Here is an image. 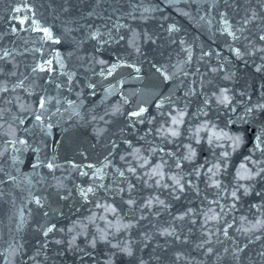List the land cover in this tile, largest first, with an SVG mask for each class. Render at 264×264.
I'll return each mask as SVG.
<instances>
[{"label":"water","instance_id":"water-1","mask_svg":"<svg viewBox=\"0 0 264 264\" xmlns=\"http://www.w3.org/2000/svg\"><path fill=\"white\" fill-rule=\"evenodd\" d=\"M261 3L0 0V55L10 52L0 60V87L8 89L0 93V152L7 148L0 156V253L7 255L10 246L16 247L11 264H264V227L253 229L257 219L264 220V173L254 180L236 179L238 170L244 174L241 164L250 170L264 168V109H255L264 103V70L256 71L264 65V52L257 51L264 47L259 40L264 21L257 18L244 26L238 41L218 30L219 13L239 28L252 11L264 15ZM32 20L48 27L61 43L42 40L41 32L31 30ZM170 25L178 31L169 33ZM92 33H98L97 39H91ZM229 46L244 55L237 58ZM57 52L63 68L55 63ZM48 59L54 60V72L32 71ZM118 63L121 66L108 76L107 70ZM154 64L172 78L165 81ZM21 81L23 87L16 88ZM221 88L232 98L227 108L213 97ZM40 97L50 98L43 130L35 121ZM141 107L146 109L143 116L130 115ZM248 108L254 111L249 114ZM177 111L184 112L180 135L166 137L162 133L172 126ZM204 122L241 136L242 143L234 149L225 139L222 146L212 147L201 133L204 139L197 144L192 134ZM11 129L28 141L27 151H15L7 143L13 139ZM187 144L196 149L192 161L182 159ZM223 152L229 155L213 178L220 184L216 188L206 173L223 160ZM37 159L43 166L33 168ZM50 160L58 165L52 171L46 166ZM143 160L149 163L140 167ZM157 164H163L165 174L159 185V177L150 178ZM96 169L101 171L93 175ZM82 171L88 175L82 176ZM169 177L180 180L184 191ZM237 184L249 187V192L240 189L239 199L233 200ZM89 186L95 191L84 200L80 190ZM34 197L41 199L42 207ZM129 200L134 201L131 206ZM149 200L152 204L146 206ZM97 204L116 212H105ZM189 209L191 214L177 219ZM205 213L220 219L206 222ZM51 225L55 229L45 237L41 229ZM165 229L173 235H161ZM104 233L107 242L99 240ZM73 236L75 243L69 247ZM113 245L128 246L133 254ZM9 260L0 255V264Z\"/></svg>","mask_w":264,"mask_h":264},{"label":"snow or ice","instance_id":"snow-or-ice-1","mask_svg":"<svg viewBox=\"0 0 264 264\" xmlns=\"http://www.w3.org/2000/svg\"><path fill=\"white\" fill-rule=\"evenodd\" d=\"M65 2H67V0H65ZM97 3H99V0H97ZM225 3H228V0H225ZM232 3H235V0H232ZM261 7L264 8V0H262L261 3ZM31 9H29L30 11ZM14 12L19 13L21 11L20 8H15L13 9ZM64 11H68L67 8L64 9ZM89 15H92V13H89ZM220 16V28L218 29L222 34L227 35L228 37H231L232 40L234 41H238L241 39V36L238 35L237 33H243L245 31V27L251 23H253V21H255L257 18L261 19L262 21H264V15H260L258 16V13L256 11H252L251 15L248 16L246 15L245 18L242 21V26L239 28H234V26L232 24L229 23V19L227 17V15L225 13H219ZM28 18L25 17L23 19L19 20L20 24H24L26 22ZM201 19L203 20L204 17H201ZM211 22V21H209ZM32 31H38L41 32L43 35L41 37L42 40L44 41H49L53 44H59L61 43V40L57 37H55L52 33V31L48 28V27H43L42 25H40L36 20H32ZM13 32L17 31V28L13 27L12 28ZM173 31H178V29L175 28L174 25H170L168 27V32L171 33ZM97 35L98 33H92L91 34V39H97ZM149 39H151L149 37ZM259 40L260 41H264V34L259 35ZM155 41H153L154 43ZM181 44H183V41H181ZM230 49L233 51L234 55L237 58H241L244 53H242L240 51L239 48H231V46H229ZM137 52H139V49H136ZM37 51H39V49H37ZM257 51L260 52H264V47L257 49ZM10 56V52L8 51H4L2 55H0V60H4L5 58ZM191 58V54L189 52V59ZM55 63H58L60 65V68H63L64 65L61 61L60 58V54L59 52L56 53V57H55ZM99 63L104 64L105 61L100 60ZM54 60L53 59H48L43 61L42 63L37 64L35 67H33L32 71L35 72H46L51 74L52 72L55 71L54 68ZM121 65L118 64H113L111 65V67L107 70V75L111 76L113 74V72L120 67ZM128 67H133L134 70L139 73L140 72V68L139 67H135L134 65H127ZM153 67L155 68V71L160 73V75L163 77V79L165 81L170 80L172 77L169 76L167 74V72L162 68V67H158L155 64L153 65ZM264 70V65L261 66H257L256 67V71L260 72ZM213 72L218 71V69H212ZM102 76L104 75V71L102 70L100 73ZM13 75H15V73H13ZM172 75H175V73H173ZM185 75H187V73H185ZM72 76L69 75L68 76V80L69 82L72 81ZM229 77H225V79H228ZM90 88L94 87L93 85H88ZM16 88H20L23 87V81H21L20 83L15 85ZM57 88L60 87L59 84L56 85ZM8 91L7 87H0V93L2 92H6ZM229 90L227 88H221L219 90L218 93L214 92L213 93V97L215 98V102L219 105H223L225 108L229 107V105H231L232 103V98L229 96L228 94ZM188 93H186L187 95ZM262 95H264V93H262ZM212 99V97H209L208 99L204 100V104L207 105L210 100ZM50 102V98L48 97H40L39 101H38V108L36 109L37 114H35V121L38 122L39 126L41 127V129L43 130L44 128V120H43V115L44 112L47 111V104ZM72 103V102H69ZM157 107H161V104H157ZM255 109H264V103L258 104L255 106ZM146 109L141 107L138 111L132 112L130 113V115L132 117H141L143 116V114L145 113ZM232 111H235V108H232ZM247 113H252L254 111L253 108H248ZM204 115H207V113H204ZM183 116H184V112L183 111H177L176 115H173L171 117V124L172 126L165 129L164 132L162 133L163 135L170 136V137H178L180 135V131H179V126L183 123ZM242 119V118H241ZM20 123L23 124L24 120L21 119ZM231 123V121H230ZM0 127H2V125H0ZM11 128V126H10ZM47 128L49 130L48 134H50V129L52 128L51 124L47 125ZM201 133H204L206 136V141L207 144L209 146L215 147V146H222L220 144V141L222 140H230L232 142L233 148H238L240 146V144L242 143V137L239 135H230L229 133L218 129L217 126L211 122H204L202 123L199 127H197L192 134V138L195 139V142L197 144H200L201 141L204 139V137L201 136ZM11 135L13 137V139H11L10 141H8L7 143L11 144L14 148L15 151H27L31 146L29 145L28 141L26 139L23 138H19L15 136V129H11ZM257 141H261V137L258 135L256 137ZM16 145H20L22 146L21 148H16ZM185 148L187 149L186 155H184L182 157L183 160H187V161H192L195 156H196V149L192 147L191 144H187L185 145ZM256 148H260V143L256 144ZM7 151V148L4 149V152ZM137 152H139V149L136 150ZM4 152H0V156L4 155ZM169 155H172V153H169ZM221 157L223 158V160L217 161V163L213 164L211 167L207 168V173L208 178L210 180H212V186L219 188L220 184L218 181L214 180L213 178L216 177L220 170H221V164L225 163L226 166V158L228 157L229 153L228 152H223L220 154ZM121 159H123V157H121ZM245 159H249V158H245ZM149 161L147 160H143V162L140 164V167H144L146 165H148ZM43 166V162L40 161L39 159H37V162L35 164L32 165L33 168H37ZM47 168L52 171L54 170L56 167H58V165H56L53 161H49L47 163ZM72 167L75 169L77 166L75 164L72 165ZM89 168L93 167L92 165H88ZM176 167L180 168L181 167V163L179 161H177L176 163ZM201 168L204 167V165L200 166ZM163 164H157L152 168V171L150 173V178L151 177H159V179L156 181L157 185H159L161 183V181H163L164 179V172H163ZM240 169H244V174H241L240 170L237 171V177L236 179L239 180H254L257 176H260L261 173H264V168H258L256 170H250L247 169L246 166L244 164L240 165ZM101 171V169H96V172L93 173V175H96L97 173H99ZM128 171L135 173L136 169L135 168H129ZM82 176H87L88 173L87 172H81L80 173ZM121 176L124 175L123 172L120 173ZM196 175L199 176L200 175V171L199 169L196 170ZM9 179H13L14 177H9ZM169 179H172L174 181V186L180 191L183 192L184 191V185L181 184L180 180L176 179L175 177H169ZM131 187V186H130ZM164 187H168V185H164ZM240 189L244 190V194L247 195L249 192V187H246L244 184H237L235 190H233L231 192V197L233 198V200H237L239 199L238 193L240 191ZM95 189L91 186H89L87 189H81L80 190V195L84 200L88 199V196L90 193H94ZM257 195H260L259 193H257ZM34 202L36 205L38 206H43L42 205V201L40 198H33ZM160 204H163V201H158ZM129 205L131 206L134 201L129 200L128 201ZM152 204V200L147 201V205L146 206H151ZM97 208L103 207L105 212H112L115 213L116 209L111 207L110 205L108 206H102L100 204L96 205ZM233 207H235V204H233ZM253 207H259L257 205H253ZM193 210L189 209L186 213H184L183 215H180L179 217H177V219L183 220L184 217L186 215L191 214ZM210 212L212 211L211 209L209 210ZM221 212H223V208H221ZM45 215H47V213H45ZM206 216V222L207 220H218L220 219V216L218 214H212V215H208V213H205ZM101 219H104V217H100ZM90 222L95 220V216L89 218ZM244 219V218H242ZM21 222H23V214L21 213ZM125 228L129 227V225H124ZM228 227H231V225H229ZM257 227H264V220L261 219H257L255 225H253V229H256ZM55 229V225H51L48 226L47 228H42L41 231L43 232V235L45 237H47L49 235V233H52ZM243 231L247 232L249 231V229H242ZM69 232L73 231V229H68ZM224 234L225 236H227V229L224 230ZM161 235H173V232L168 231L167 229H165ZM259 237H257L258 239ZM76 240V236H73L71 238V240L68 242L69 243V247H72L75 243ZM99 240L107 242V233H104L102 235L99 236ZM96 239H93L91 241V246L95 247L96 246ZM56 243H61V241H56ZM205 243H207V241H205ZM201 247H203V245H200ZM113 247L118 248L119 251L131 256L132 250L130 247L128 246H124V247H119V245H113ZM18 249L16 247L10 246V248L8 250H6L7 255H5L4 253H0V255H3L5 260H9V257L12 255H15L17 253ZM212 249L209 248L208 252H211ZM239 251H243V249H239ZM261 255H264V253H261ZM180 257L178 256L177 259H179ZM9 264H11L10 260H9Z\"/></svg>","mask_w":264,"mask_h":264}]
</instances>
